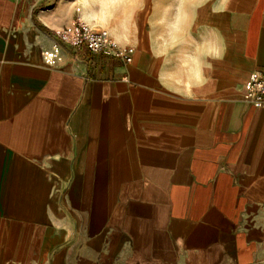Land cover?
I'll use <instances>...</instances> for the list:
<instances>
[{
	"label": "crops",
	"instance_id": "crops-1",
	"mask_svg": "<svg viewBox=\"0 0 264 264\" xmlns=\"http://www.w3.org/2000/svg\"><path fill=\"white\" fill-rule=\"evenodd\" d=\"M170 2L0 0V264H264V0L174 31ZM77 21L132 62L63 43Z\"/></svg>",
	"mask_w": 264,
	"mask_h": 264
},
{
	"label": "built area",
	"instance_id": "built-area-1",
	"mask_svg": "<svg viewBox=\"0 0 264 264\" xmlns=\"http://www.w3.org/2000/svg\"><path fill=\"white\" fill-rule=\"evenodd\" d=\"M59 39L76 50L87 48L94 55L115 56L132 62L133 50L122 53L105 30H94L90 26L77 21L72 29L58 34ZM247 101L258 108L264 109V77L254 76L246 86Z\"/></svg>",
	"mask_w": 264,
	"mask_h": 264
},
{
	"label": "clouds",
	"instance_id": "clouds-1",
	"mask_svg": "<svg viewBox=\"0 0 264 264\" xmlns=\"http://www.w3.org/2000/svg\"><path fill=\"white\" fill-rule=\"evenodd\" d=\"M187 0H172L167 4L169 15L160 19L158 22L164 25L169 31L177 30L186 19L184 12ZM209 3V0H195L193 4L194 10L202 8ZM232 0H215L212 4V12L214 14L225 13L229 10ZM187 29H191V24L186 25ZM207 50V54L212 59H222L224 53V45L222 41H202L195 49L193 54L188 58L184 67L191 68L194 72L203 74L204 69L211 70V63L202 58L201 53Z\"/></svg>",
	"mask_w": 264,
	"mask_h": 264
}]
</instances>
